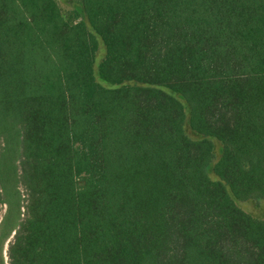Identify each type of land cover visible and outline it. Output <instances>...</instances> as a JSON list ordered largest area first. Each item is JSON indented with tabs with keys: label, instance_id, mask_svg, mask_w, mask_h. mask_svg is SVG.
<instances>
[{
	"label": "trees",
	"instance_id": "obj_1",
	"mask_svg": "<svg viewBox=\"0 0 264 264\" xmlns=\"http://www.w3.org/2000/svg\"><path fill=\"white\" fill-rule=\"evenodd\" d=\"M80 1L0 0V263L264 264V0Z\"/></svg>",
	"mask_w": 264,
	"mask_h": 264
},
{
	"label": "rangeland",
	"instance_id": "obj_2",
	"mask_svg": "<svg viewBox=\"0 0 264 264\" xmlns=\"http://www.w3.org/2000/svg\"><path fill=\"white\" fill-rule=\"evenodd\" d=\"M54 1L59 7L63 18L66 20L67 23L72 25L79 21H84V13L82 11V5L80 0H54ZM97 40H98V50L95 55V69H96V65L103 59L105 55V48L101 40L99 38ZM184 129L188 137H190L191 139L196 138V136L189 130L187 121L185 122ZM212 142L214 144V158L211 161L210 165L206 168V172L210 176V178L214 179V174L212 172V164L219 159L222 146L216 140H212ZM21 192L24 193V190H22ZM236 204L244 212H246L247 214L251 215L254 218L259 219L262 218L264 215L263 198L255 197L248 201H236ZM4 213H5V207H3L1 211L2 215H4ZM6 247L7 245L5 244V248L3 252V262H4L3 264H8L6 257Z\"/></svg>",
	"mask_w": 264,
	"mask_h": 264
}]
</instances>
